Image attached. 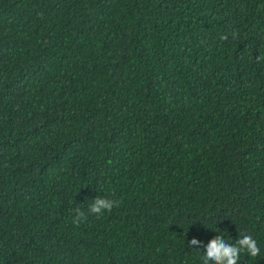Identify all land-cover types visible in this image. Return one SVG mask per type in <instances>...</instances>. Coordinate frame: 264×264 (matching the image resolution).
<instances>
[{"label":"trees","instance_id":"obj_1","mask_svg":"<svg viewBox=\"0 0 264 264\" xmlns=\"http://www.w3.org/2000/svg\"><path fill=\"white\" fill-rule=\"evenodd\" d=\"M243 235L264 264V0H0V264Z\"/></svg>","mask_w":264,"mask_h":264},{"label":"clouds","instance_id":"obj_2","mask_svg":"<svg viewBox=\"0 0 264 264\" xmlns=\"http://www.w3.org/2000/svg\"><path fill=\"white\" fill-rule=\"evenodd\" d=\"M115 206H117L116 201L96 197L89 207L93 215H100L110 212ZM83 218V213H79L73 223H78ZM197 242L193 240L192 244H196ZM242 252L247 253L249 257H257L260 255V248L252 236L243 235V238L237 240V246H231V244L225 243L224 237L213 239L207 245V251L203 257V264H210V262H214V264H239Z\"/></svg>","mask_w":264,"mask_h":264}]
</instances>
